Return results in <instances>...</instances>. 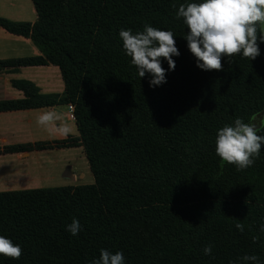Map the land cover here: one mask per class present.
<instances>
[{
  "label": "trees",
  "instance_id": "trees-1",
  "mask_svg": "<svg viewBox=\"0 0 264 264\" xmlns=\"http://www.w3.org/2000/svg\"><path fill=\"white\" fill-rule=\"evenodd\" d=\"M31 1L35 23L0 17V28L31 39L41 56L0 61V69L55 66L65 90L39 95L16 83L27 97L0 101V113L72 104L79 136L0 155L83 147L95 184L0 192V235L21 246L18 259L0 255V264H90L100 249L121 251L125 264H243L245 255L264 264V146L239 171L215 154L218 128L264 113V43L253 61L234 54L221 70L202 71L175 16L199 0ZM145 24L170 30L180 52L154 88L118 36ZM73 218L75 236L65 230Z\"/></svg>",
  "mask_w": 264,
  "mask_h": 264
},
{
  "label": "clouds",
  "instance_id": "clouds-1",
  "mask_svg": "<svg viewBox=\"0 0 264 264\" xmlns=\"http://www.w3.org/2000/svg\"><path fill=\"white\" fill-rule=\"evenodd\" d=\"M175 16L183 20L184 39L193 55L196 67L202 71L221 70V59L227 57L229 62L234 54L253 61L259 54L258 39L264 43V32L257 36V22H264V0H199V2L182 3L176 9ZM122 49L130 64L135 67L140 78L150 77V87H159L166 83V73L175 69L173 57L180 55L175 46V39L170 30H161L149 24L142 31L121 28L118 33ZM168 68L162 67V59ZM58 115L51 111H41L36 117V124L48 128ZM264 129V113L257 112L244 122L236 118L217 129L215 137V154L222 163L234 165L239 170L253 165L264 146V135L258 134ZM235 227L243 230L237 223ZM71 235L81 230L75 218L65 226ZM264 232V225L260 226ZM255 240V237L253 238ZM205 255L211 253L210 247L203 249ZM0 255L18 259L21 246L10 238L0 235ZM243 264H259L256 255H245ZM90 264H125L121 251L111 252L100 249L99 256Z\"/></svg>",
  "mask_w": 264,
  "mask_h": 264
},
{
  "label": "crops",
  "instance_id": "crops-1",
  "mask_svg": "<svg viewBox=\"0 0 264 264\" xmlns=\"http://www.w3.org/2000/svg\"><path fill=\"white\" fill-rule=\"evenodd\" d=\"M37 56H41V52L34 45L31 39L12 35L0 28V61ZM16 83H30L34 85L39 95L62 94L65 90L62 75L58 67L37 66L2 68L0 69V101H13L25 99L27 97L25 91L17 87ZM68 106L69 105H59L32 110L1 112L0 149H3L7 146L36 143L34 141L36 140L35 135L37 134L50 135L51 133H55L60 138L56 140L39 142H53L69 137V135H67L66 133L67 131L63 129L61 131V129L59 128V125L57 124L58 119L55 120L53 125L49 126L48 128L38 126L36 124V117L40 114L41 111H51L58 115V113L62 112V108L66 109L68 108ZM58 132H61L62 134L60 135L58 134ZM57 136L55 137L58 138ZM78 149H81V147H79ZM47 152L48 151L30 152L27 154L28 158H24V153L4 154L0 155V163H5L6 166V163L17 162L18 164H23V166H26V164L22 162L27 160L31 163H35L30 164L31 166L33 165L32 167H34L35 165L38 166L40 162L45 160V156L42 155ZM33 158H35V160ZM73 177L74 176H72L71 179H73ZM80 177L83 178V176ZM14 180L15 179L7 178L5 181L6 183H8L9 187H12L15 183Z\"/></svg>",
  "mask_w": 264,
  "mask_h": 264
},
{
  "label": "rangeland",
  "instance_id": "rangeland-1",
  "mask_svg": "<svg viewBox=\"0 0 264 264\" xmlns=\"http://www.w3.org/2000/svg\"><path fill=\"white\" fill-rule=\"evenodd\" d=\"M0 17L14 22L29 23L35 22L37 19L31 0H0ZM261 27L262 32H264V22H261ZM69 115V107L66 109L62 108V112L58 113L57 124L61 131L62 129L67 131V135L78 137L79 129L76 124V118L70 119ZM58 134L61 135L62 133L58 132ZM55 136H57L55 133L50 135L37 134L34 142L60 139ZM27 154V152L23 154L24 158H28ZM42 156H45V160L34 167L30 164L35 163L27 160L22 162L26 166L17 162L6 163V166L5 163H0V192L95 184L83 147L81 149L48 151ZM35 158L33 159L35 160ZM72 176H74L73 179H71ZM80 176H83V178ZM7 178L15 179L14 186H8L5 181Z\"/></svg>",
  "mask_w": 264,
  "mask_h": 264
},
{
  "label": "built area",
  "instance_id": "built-area-1",
  "mask_svg": "<svg viewBox=\"0 0 264 264\" xmlns=\"http://www.w3.org/2000/svg\"><path fill=\"white\" fill-rule=\"evenodd\" d=\"M69 111H70V115H69V118L70 119H75V109H74V106L73 105H69Z\"/></svg>",
  "mask_w": 264,
  "mask_h": 264
}]
</instances>
